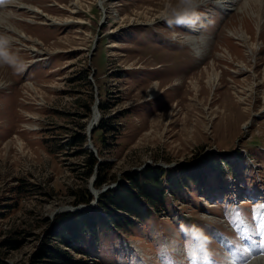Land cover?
<instances>
[{
  "label": "rangeland",
  "instance_id": "1",
  "mask_svg": "<svg viewBox=\"0 0 264 264\" xmlns=\"http://www.w3.org/2000/svg\"><path fill=\"white\" fill-rule=\"evenodd\" d=\"M255 2L0 3L1 262L264 264L259 246L234 257L226 243H241L231 213L254 225L264 204V0ZM87 152L96 162L85 176ZM158 168L175 192L133 227L77 232L82 254L56 239L69 221L56 209L83 205L66 211L73 217L100 201L112 212L106 200L130 204L137 174L158 196L145 175L158 181ZM84 191L91 199L75 203Z\"/></svg>",
  "mask_w": 264,
  "mask_h": 264
},
{
  "label": "trees",
  "instance_id": "2",
  "mask_svg": "<svg viewBox=\"0 0 264 264\" xmlns=\"http://www.w3.org/2000/svg\"><path fill=\"white\" fill-rule=\"evenodd\" d=\"M82 136L80 135L77 138V144H79L78 142L82 141ZM95 157H93V155L90 152H87V157H86V172H85V176L89 175V173L92 170V166L95 164ZM219 162H223L222 160H218ZM219 166V165H218ZM206 169V168H205ZM183 170V169H180ZM216 170V166L213 168L212 171ZM152 171L147 170V173H145V175H147V181L148 185H150V187L156 190V195L151 194L150 192H148L146 189H143L145 187L142 186V181L137 180V177L140 175L137 174L135 175V177H127L130 181L128 183V187L129 189H131L132 191L135 192V198H132V201H129L130 204L127 202V204L123 203L119 204V205H114L112 203H109L108 201H111L110 198H108L106 201V203L108 205H110V207L112 208V212H109V209L106 208L101 205L100 201H98V204H96L95 207L91 208L90 211H83V213H76L74 214L73 217L72 214L67 213V212H59L60 213V217H64L65 219L69 220L68 221V225L65 224L62 228V232L64 231V233H60L57 232L55 234L56 239L59 241L60 244H65V246H68L70 248H72L73 250H76V253H81L82 254V249H79V247L75 244L77 241H80L82 239V236L80 233H82L83 235L87 232L91 235H95L96 232H99L101 230H108L110 229L108 226H110L112 229L118 231V232H124L127 230L128 227H133L135 222H139L138 218L141 216H143V214L148 210L151 209L153 207H156L155 203L156 201H158V199H161L162 196L164 195L163 193L169 192V193H173L175 192V186L171 185V182L169 181V179H167L164 184L161 183V176L163 173V169L158 168L157 170H155V173L159 175L160 179H158L157 181V175L154 177V175L151 177L149 176V174L151 175L152 173H150ZM214 173H216L214 171ZM143 179V177H142ZM141 179V180H142ZM144 180V179H143ZM103 181V179L101 177L97 178L96 180H94L93 183V187L95 188H99L101 185H103V183H101ZM153 185V186H152ZM124 188V189H123ZM122 189L124 190V192H128L126 187H123ZM133 192V193H134ZM109 194V192L106 190L105 192H103L102 194H99L98 199L102 196H106ZM91 199V195L87 192L84 191L83 196H76L74 202L75 203H80L81 201L86 203ZM132 203V204H131ZM95 208L99 209V212L101 213V215L103 216H97L95 212ZM107 209V210H106ZM105 212V213H104ZM116 212H121L122 216H118L116 214ZM120 213V214H121ZM124 214V215H123ZM106 218V219H105ZM66 221V220H65ZM107 223V226L104 228V226H102V222ZM70 224H72L70 226ZM69 229L68 231L70 232L69 234H67L65 231V229ZM64 229V230H63ZM72 231V232H71ZM80 232V233H77ZM94 237V236H93ZM78 239V240H76ZM10 240L6 239L4 240V245L7 244ZM7 242V243H6ZM79 243V242H78ZM40 261V260H36ZM58 262H62V263H66L67 258H60L57 260ZM78 264H82L80 261H78ZM0 264H6L4 262L0 261Z\"/></svg>",
  "mask_w": 264,
  "mask_h": 264
},
{
  "label": "snow or ice",
  "instance_id": "3",
  "mask_svg": "<svg viewBox=\"0 0 264 264\" xmlns=\"http://www.w3.org/2000/svg\"><path fill=\"white\" fill-rule=\"evenodd\" d=\"M4 0H0L3 3ZM183 22V17L181 18ZM252 220L255 222L249 224L243 213L236 209L231 213L230 223L237 230V235L241 243L227 240L226 243L233 246V256L236 253H248L252 248L259 246L261 254H264V204L255 206L252 209ZM259 237V241L255 239ZM247 264V260H244Z\"/></svg>",
  "mask_w": 264,
  "mask_h": 264
},
{
  "label": "bare ground",
  "instance_id": "4",
  "mask_svg": "<svg viewBox=\"0 0 264 264\" xmlns=\"http://www.w3.org/2000/svg\"><path fill=\"white\" fill-rule=\"evenodd\" d=\"M225 3V2H224ZM228 3H229V1H228ZM255 3H257V0H256V2ZM35 11V10H34ZM185 27V29L186 28H188V27H186V26H184ZM236 34V38L239 36L240 37V39H242V41L243 40H246L247 39V35H245L246 33H244L243 31H239V33H235ZM238 35V36H237ZM31 40V39H30ZM192 44V43H191ZM253 47V46H252ZM227 54H229L228 53V51H227ZM36 57V56H35ZM41 59H43L41 56H39V57H36L35 59H31V61H33V62H35V61H40ZM264 71V70H263ZM0 72H1V65H0ZM212 77L208 74V82L209 81H211L212 80V78H215L216 77V73L214 72V70H212ZM194 88H195V85H194ZM94 110H93V117L91 118V120H90V122H89V126L90 127H94L95 126V124H97L96 122H97V120H99V117H98V110H97V108H96V106H95V104H94ZM96 109V110H95ZM98 118V119H97ZM88 128V127H87ZM87 130V129H86ZM259 262V261H258ZM252 264V263H251ZM258 264H260V263H258Z\"/></svg>",
  "mask_w": 264,
  "mask_h": 264
},
{
  "label": "water",
  "instance_id": "5",
  "mask_svg": "<svg viewBox=\"0 0 264 264\" xmlns=\"http://www.w3.org/2000/svg\"><path fill=\"white\" fill-rule=\"evenodd\" d=\"M90 129H91V127L90 128H88L87 130H86V139H87V146H89V147H91V145H90V143L88 142L89 140H88V135H89V132H90ZM92 150H94V149H92ZM95 175H94V173L92 174V177L91 178H93ZM104 188V186L102 187V189ZM101 191V190H100ZM99 191L98 190H96V189H94L93 191H92V195H93V197H94V199H93V201H94V203H95V200H96V198H97V193H98ZM86 205H88V204H86ZM82 206L83 205H78V206H63V207H60V208H58V209H56L58 212H66V211H71V212H75V211H78L80 208H82ZM89 206V205H88ZM55 210V211H56Z\"/></svg>",
  "mask_w": 264,
  "mask_h": 264
}]
</instances>
